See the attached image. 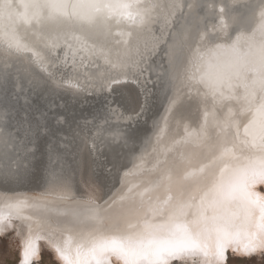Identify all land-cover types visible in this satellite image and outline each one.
Segmentation results:
<instances>
[{
  "label": "snow or ice",
  "instance_id": "obj_1",
  "mask_svg": "<svg viewBox=\"0 0 264 264\" xmlns=\"http://www.w3.org/2000/svg\"><path fill=\"white\" fill-rule=\"evenodd\" d=\"M124 84L138 110L109 99ZM41 171V191L0 190L18 264H264V0H0V181Z\"/></svg>",
  "mask_w": 264,
  "mask_h": 264
},
{
  "label": "bare ground",
  "instance_id": "obj_2",
  "mask_svg": "<svg viewBox=\"0 0 264 264\" xmlns=\"http://www.w3.org/2000/svg\"><path fill=\"white\" fill-rule=\"evenodd\" d=\"M210 24H211V21L209 22V25ZM154 28L156 29V34L159 35L160 26L154 25ZM112 39L113 40L119 39V37L116 34V31L113 32ZM122 92L124 93V95H119V93H122ZM137 93H138V90L136 89L135 85H133V84L116 85L113 88L112 94L109 97V99L112 100L114 106L117 103H121L123 110L126 112L135 111V110H138L139 102H140L139 96ZM168 94H170V93H168ZM168 94L165 93L163 88H160V89L154 88V95L152 97L151 107H150L145 119L143 121L139 122V124L137 126V132H138V135L141 137V139L146 135H148V136L152 135V121L155 119H157V120L160 119V117L164 114V107L167 103ZM85 100H86V103L83 106L79 105V103H80L79 101L77 102L76 105L72 106L78 115L81 112L83 113V115H88V112L91 110L92 106H95L98 108L107 102L106 100H104L103 97H95V96L86 97ZM56 102L57 103H64V101H60V100H57ZM21 103H23V101H21ZM190 110H191V105H186L185 111H190ZM191 118H192V120H195L197 118V115L195 113H193ZM180 131H181V133H183V127H181ZM63 134L71 136L72 132H71V130L66 129ZM75 151H76V149L73 148V152H75ZM113 151L116 152V151H121V150L114 149ZM123 151L126 152L127 150H123ZM140 151H141L140 146H137L136 155H139ZM67 160H68V163L72 165V171L76 172V185H75L74 190L76 191L77 195L79 196L83 192V188L81 187V185L79 183V172L76 171V165L73 162L71 155H69L67 157ZM105 163H107L109 166L112 165V161L110 158L107 159L105 161ZM123 163L125 164V168L121 171V173H120L121 176H123L125 172H128L129 169H131L133 167V165L131 163H128V165H127L126 157L123 159ZM193 170H194L193 168L189 169V171H193ZM87 171H88L87 159H85V164H84V175H85V177H87ZM114 173H115V169H114ZM127 181H128V187H131L133 189V194H135L137 191V186L140 185V178L137 175H130L127 177ZM43 184H44V175H43V172L41 171L38 174H33L32 176H30L26 180L21 179V181L17 182V183L9 182V183L5 184L3 181H0V190H5V191H9V192H15V191L34 192V191H41ZM120 187H121V184L118 180H116L115 183H112L110 185L107 183L102 184L101 185V193H100L102 200L108 199L109 196L112 194V192H115L116 189H119ZM258 190L264 191V186H258ZM141 191H142V189H141ZM125 192H127V188H125ZM149 194L150 193H144L145 196H147ZM137 198H139V197H137ZM10 235L12 236L11 233H9L7 236H10ZM229 254H230V252H229ZM256 256L259 257L260 255H256ZM256 256H255V258H256ZM238 258H240V257H238ZM18 259H19V256H18ZM17 264H18V262H17Z\"/></svg>",
  "mask_w": 264,
  "mask_h": 264
},
{
  "label": "rangeland",
  "instance_id": "obj_3",
  "mask_svg": "<svg viewBox=\"0 0 264 264\" xmlns=\"http://www.w3.org/2000/svg\"><path fill=\"white\" fill-rule=\"evenodd\" d=\"M17 252L15 242L11 240V235L0 238V264H17ZM41 255L42 264H44V261L52 259V255L47 250H44ZM260 262V256H256V258H238L233 257L231 253L229 254V264H260ZM52 264H55V262L52 261Z\"/></svg>",
  "mask_w": 264,
  "mask_h": 264
},
{
  "label": "water",
  "instance_id": "obj_4",
  "mask_svg": "<svg viewBox=\"0 0 264 264\" xmlns=\"http://www.w3.org/2000/svg\"><path fill=\"white\" fill-rule=\"evenodd\" d=\"M119 95H124V93H123V92H122V93H119ZM119 95H118V96H119Z\"/></svg>",
  "mask_w": 264,
  "mask_h": 264
}]
</instances>
